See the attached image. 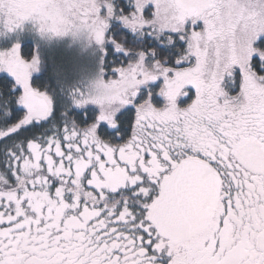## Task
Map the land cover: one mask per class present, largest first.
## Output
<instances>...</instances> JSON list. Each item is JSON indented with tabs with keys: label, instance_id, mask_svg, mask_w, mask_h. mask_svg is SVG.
<instances>
[{
	"label": "snow or ice",
	"instance_id": "1",
	"mask_svg": "<svg viewBox=\"0 0 264 264\" xmlns=\"http://www.w3.org/2000/svg\"><path fill=\"white\" fill-rule=\"evenodd\" d=\"M0 264H264V0H0Z\"/></svg>",
	"mask_w": 264,
	"mask_h": 264
},
{
	"label": "rangeland",
	"instance_id": "2",
	"mask_svg": "<svg viewBox=\"0 0 264 264\" xmlns=\"http://www.w3.org/2000/svg\"><path fill=\"white\" fill-rule=\"evenodd\" d=\"M27 27L31 28L32 25H28ZM36 39H38V37H37ZM34 42H35V39H34ZM53 54H55V55L58 56V55H59V52H56V53H47V55H49V56H51V55H53Z\"/></svg>",
	"mask_w": 264,
	"mask_h": 264
},
{
	"label": "trees",
	"instance_id": "3",
	"mask_svg": "<svg viewBox=\"0 0 264 264\" xmlns=\"http://www.w3.org/2000/svg\"><path fill=\"white\" fill-rule=\"evenodd\" d=\"M29 25H31V24H29ZM34 42V41H33ZM6 43H10V41L9 42H6ZM35 43V42H34Z\"/></svg>",
	"mask_w": 264,
	"mask_h": 264
}]
</instances>
